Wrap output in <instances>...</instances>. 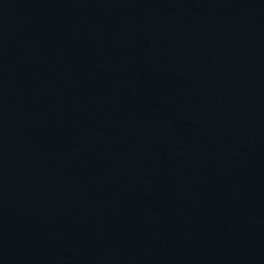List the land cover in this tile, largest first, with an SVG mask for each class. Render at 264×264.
<instances>
[{
  "label": "water",
  "instance_id": "obj_1",
  "mask_svg": "<svg viewBox=\"0 0 264 264\" xmlns=\"http://www.w3.org/2000/svg\"><path fill=\"white\" fill-rule=\"evenodd\" d=\"M0 264H264V0H0Z\"/></svg>",
  "mask_w": 264,
  "mask_h": 264
}]
</instances>
